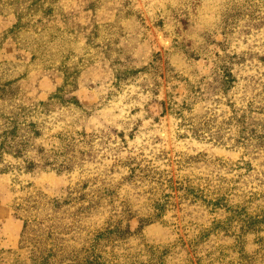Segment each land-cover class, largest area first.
I'll return each instance as SVG.
<instances>
[{"label": "clouds", "instance_id": "clouds-1", "mask_svg": "<svg viewBox=\"0 0 264 264\" xmlns=\"http://www.w3.org/2000/svg\"><path fill=\"white\" fill-rule=\"evenodd\" d=\"M5 199L0 264H264V0H0Z\"/></svg>", "mask_w": 264, "mask_h": 264}, {"label": "rangeland", "instance_id": "rangeland-1", "mask_svg": "<svg viewBox=\"0 0 264 264\" xmlns=\"http://www.w3.org/2000/svg\"><path fill=\"white\" fill-rule=\"evenodd\" d=\"M7 200H0V206L6 205ZM217 205H219V201H217ZM19 225L13 220L11 213L7 215V217H0V238H7V236L18 230Z\"/></svg>", "mask_w": 264, "mask_h": 264}]
</instances>
